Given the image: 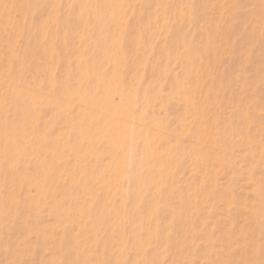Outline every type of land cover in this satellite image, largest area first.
<instances>
[{
    "label": "rangeland",
    "instance_id": "1",
    "mask_svg": "<svg viewBox=\"0 0 264 264\" xmlns=\"http://www.w3.org/2000/svg\"><path fill=\"white\" fill-rule=\"evenodd\" d=\"M86 1L0 0V264H264V0Z\"/></svg>",
    "mask_w": 264,
    "mask_h": 264
},
{
    "label": "bare ground",
    "instance_id": "2",
    "mask_svg": "<svg viewBox=\"0 0 264 264\" xmlns=\"http://www.w3.org/2000/svg\"><path fill=\"white\" fill-rule=\"evenodd\" d=\"M77 1V5H79L81 10H85L88 8V3L86 0H76ZM99 1V5H101V12L100 14L104 13L105 11H109L107 14H103V15H107L108 17L112 18V4H111V0H98ZM117 1V0H116ZM119 2V1H118ZM100 14L95 18L97 19L101 24L106 23L107 19L103 16H100ZM101 36V35H100ZM84 37V36H83ZM85 38V37H84ZM52 39V38H51ZM103 44H112V46H114V43H117L119 39H116L114 37V35H111L109 33H105L102 35L101 37ZM66 42H68V39L66 38ZM107 53V55L109 56L110 60V64L112 66V78L113 79H108L107 77H104V75H99L98 73H91L88 74L86 73L87 77H93L95 81H99L101 83H105L107 85H111L114 84V88L113 89H109L106 90L104 94H100L97 98L91 100V101H85L84 99H82V101H84L83 104V110H87L88 108L91 107L92 111L94 112V114L92 115V117L90 118V120L92 121V119H94L96 116H102L103 115V122H101L97 132H94L93 129L92 130H85L83 131V124H80L78 126H75L77 129V132H80L82 135H84V139L88 142V143H93L96 141H99L101 143H105V144H110L111 146L114 145V149L116 151V154L119 155V159H121V167H123V163L125 162V160L130 161L131 158L129 156V152L131 147L128 146L126 143L131 144V140L134 138V130H132L130 127V125L128 123H131L130 121H124L122 118V116L124 115V119L126 120L129 116L125 114V112L123 111L124 108V102H121L122 100H124L125 98L128 97V95L125 93V89H119L117 88V76H116V67H118L120 65V63H122L120 61L121 57H117L116 55H111L110 53H108L107 51H105L103 53V55ZM81 57V56H80ZM83 57V56H82ZM182 60H184V63L187 64V62L189 63L191 61V59L189 57H182ZM190 68V67H189ZM173 91L168 93V95H170L171 97H178L181 95L182 90H190V88H186L183 86H180L178 83L173 85ZM99 92H95L96 95H98ZM116 97L119 98V101L116 99ZM111 102V103H110ZM165 104L168 106L170 103L169 102H165ZM86 105V106H85ZM106 113H110L112 116V119L109 118H105ZM94 121L87 123V126H92V123ZM105 122V124H104ZM162 124V120L158 121L155 126L158 128L160 127ZM107 127H110L112 129V133L111 135L109 134H104L103 133V129ZM133 129H135L134 126H132ZM102 129V130H100ZM138 133V132H135ZM127 134V135H126ZM145 137V136H144ZM145 143L147 144L148 141L145 139ZM126 146L129 148L128 151L126 149H124L123 147ZM168 144V141H167ZM153 154V153H152ZM123 160V161H122ZM127 161V162H128ZM174 208V207H173ZM132 219V224L134 223V219Z\"/></svg>",
    "mask_w": 264,
    "mask_h": 264
}]
</instances>
